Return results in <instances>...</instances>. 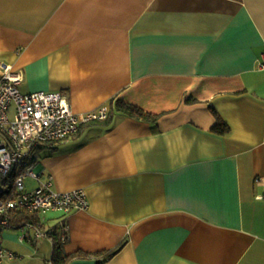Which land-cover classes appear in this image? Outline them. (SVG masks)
Here are the masks:
<instances>
[{
	"label": "crops",
	"instance_id": "crops-1",
	"mask_svg": "<svg viewBox=\"0 0 264 264\" xmlns=\"http://www.w3.org/2000/svg\"><path fill=\"white\" fill-rule=\"evenodd\" d=\"M263 52L264 0H0V59L22 91L61 90L78 113L118 99L162 113L116 112L38 151L56 189L88 197L64 216V247L91 253L68 264L121 243L102 264H264ZM18 234L3 233L4 264H54L52 240Z\"/></svg>",
	"mask_w": 264,
	"mask_h": 264
},
{
	"label": "built area",
	"instance_id": "built-area-1",
	"mask_svg": "<svg viewBox=\"0 0 264 264\" xmlns=\"http://www.w3.org/2000/svg\"><path fill=\"white\" fill-rule=\"evenodd\" d=\"M264 69V52L256 60ZM22 72L7 60L0 59V264L6 255L15 256L2 245L6 229L17 228L21 242L52 240L57 232L67 241L68 223L64 217L77 209L87 208L86 192L80 189L60 191L53 175L43 177L38 169V151L55 147L74 135L83 123L107 119L113 113L108 103L97 109L78 113L69 97L61 90H33L24 92L19 84ZM36 180L29 188L27 179ZM255 181L262 185L257 198L264 199V175ZM29 211L39 216L37 222L16 223L13 214ZM49 212L59 213L57 221H46Z\"/></svg>",
	"mask_w": 264,
	"mask_h": 264
},
{
	"label": "trees",
	"instance_id": "trees-1",
	"mask_svg": "<svg viewBox=\"0 0 264 264\" xmlns=\"http://www.w3.org/2000/svg\"><path fill=\"white\" fill-rule=\"evenodd\" d=\"M212 112L216 116L217 120L214 126L212 127V130L217 133H225L229 130V125L220 117L219 113L212 108ZM118 112L121 114H125L128 116H132L138 119L147 120L150 122H157L159 118L162 116V113H153L150 111L145 110L144 108L140 107L139 105H136L134 103L125 101L123 99L116 100L114 106H113V113L108 117L107 119H97V120H91L88 121V123H91L93 121L95 122H103L105 125H110L113 122V115ZM79 131V130H78ZM77 133V132H76ZM49 148H55V147H49ZM40 150V149H39ZM13 220L16 223L22 222V221H34L37 222L39 220V216L36 213L29 212V211H20L13 214ZM61 233H55L53 236V255H52V262L54 264H68L73 258L75 257H81L84 255H88L91 252L79 249L77 251L67 253L64 247V243L61 240ZM68 239V238H67ZM123 243H121L118 247L114 249H109L104 252V258L98 260L97 264H102L104 259H108L111 257L114 253L119 250V248L122 246Z\"/></svg>",
	"mask_w": 264,
	"mask_h": 264
},
{
	"label": "rangeland",
	"instance_id": "rangeland-1",
	"mask_svg": "<svg viewBox=\"0 0 264 264\" xmlns=\"http://www.w3.org/2000/svg\"><path fill=\"white\" fill-rule=\"evenodd\" d=\"M19 86H20V88L22 89V90H24V91H26L27 90V85H26V82H21L20 84H19ZM27 183H28V181H27ZM31 184H32V186L34 185V183L31 181ZM27 185H30V181H29V183L27 184Z\"/></svg>",
	"mask_w": 264,
	"mask_h": 264
}]
</instances>
